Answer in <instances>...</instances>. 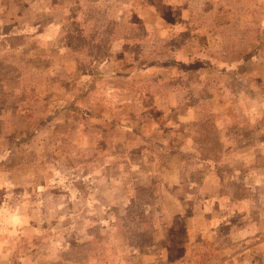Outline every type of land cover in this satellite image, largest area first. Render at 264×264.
<instances>
[{
	"label": "rangeland",
	"instance_id": "rangeland-1",
	"mask_svg": "<svg viewBox=\"0 0 264 264\" xmlns=\"http://www.w3.org/2000/svg\"><path fill=\"white\" fill-rule=\"evenodd\" d=\"M15 1L0 41V257L262 264L264 186L245 192L238 175L264 184V0ZM108 17L133 28L114 47ZM106 50L102 70L77 61Z\"/></svg>",
	"mask_w": 264,
	"mask_h": 264
},
{
	"label": "trees",
	"instance_id": "trees-1",
	"mask_svg": "<svg viewBox=\"0 0 264 264\" xmlns=\"http://www.w3.org/2000/svg\"><path fill=\"white\" fill-rule=\"evenodd\" d=\"M115 30H116L115 33H114L115 36L108 37V39H107L108 42H110L112 39L114 41L127 39L130 36V33H131L130 27L127 26V25H125V24H122V23L121 24L120 23L117 24ZM111 31L112 30H111V27L109 25L108 28H107L108 36L109 35L111 36ZM108 58H109V51L106 50V51H102V52H100L98 54L79 55V56H77V61L80 62V64L82 65V67H88V68L93 69V70H98L99 67L106 60H108ZM72 108H74V107H72ZM70 110H75V109H70ZM235 176H237V175H235ZM253 176L254 175H253L252 169H248L247 171H243L242 173H240L238 175L239 181H241V183L238 184V186L242 187L245 192L256 191V190H258L259 186H264V184L263 185H257L256 184V186L252 187V185H249L248 183H246L247 181H246L245 178L246 177L251 178ZM150 232H152L155 235V230L154 229H153V231L150 230ZM140 235L141 236H144L143 233H139V236ZM149 238H150V235H149ZM151 245H148V247H151ZM244 256L245 255H241L240 262L242 261V259L244 258ZM254 256L258 258V255L255 254ZM254 256H253V258H254ZM259 261L262 262V264H264V261L263 260L259 259ZM245 264H251V262H249V263L246 262Z\"/></svg>",
	"mask_w": 264,
	"mask_h": 264
},
{
	"label": "crops",
	"instance_id": "crops-1",
	"mask_svg": "<svg viewBox=\"0 0 264 264\" xmlns=\"http://www.w3.org/2000/svg\"><path fill=\"white\" fill-rule=\"evenodd\" d=\"M16 3H22L21 2V0H16L15 1ZM14 2V3H15ZM9 3H10V0H0V34H2V36H0V41L1 42H3V40L5 39V38H8L10 35L8 34V35H5L6 33L4 32H2V26L3 25H7V26H10V17H9V11H8V7H9ZM106 17H107V15H106ZM108 19H109V22H110V27L112 26V24H113V21H111V19L108 17ZM108 19H107V21H106V23H108ZM92 21V20H91ZM93 23H94V21H92ZM117 24H119V23H116L115 24V27H116V25ZM121 24V23H120ZM122 24H124V23H122ZM126 25V24H125ZM128 26V25H127ZM116 29V28H115ZM113 30V28L111 29L112 31H111V36L110 37H113V36H115V31L116 30ZM132 30H133V28H131L130 27V31L132 32ZM20 32V33H19ZM17 34H19V35H26V33H25V31H18V33H15L14 35L16 36ZM128 39V38H127ZM123 40H125V39H123ZM118 41H122V40H116V41H114L113 39L110 41V42H108L109 44H110V46H112V47H114V45H115V42H118ZM98 43H95V44H93V45H97ZM112 51H113V49H111ZM109 52V57H111L113 54H115V52ZM85 54H98V53H95L94 51H87V53H83V54H81V55H85ZM106 62H107V60L99 67V69L98 70H102L104 67H105V65H106ZM70 109H73L72 107L70 108ZM69 110V109H68ZM76 110V109H75ZM75 110H71V111H75ZM0 264H9V258L8 259H5V256H3V257H0Z\"/></svg>",
	"mask_w": 264,
	"mask_h": 264
}]
</instances>
